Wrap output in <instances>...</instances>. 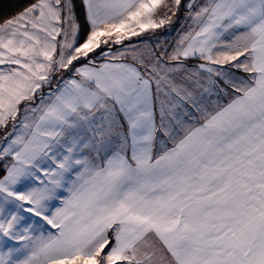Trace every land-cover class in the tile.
Instances as JSON below:
<instances>
[{"label": "snow or ice", "instance_id": "snow-or-ice-1", "mask_svg": "<svg viewBox=\"0 0 264 264\" xmlns=\"http://www.w3.org/2000/svg\"><path fill=\"white\" fill-rule=\"evenodd\" d=\"M0 264H264V0H0Z\"/></svg>", "mask_w": 264, "mask_h": 264}]
</instances>
